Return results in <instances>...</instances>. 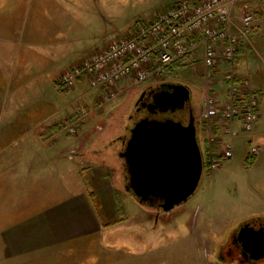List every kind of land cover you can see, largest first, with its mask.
<instances>
[{"label": "crops", "instance_id": "obj_1", "mask_svg": "<svg viewBox=\"0 0 264 264\" xmlns=\"http://www.w3.org/2000/svg\"><path fill=\"white\" fill-rule=\"evenodd\" d=\"M259 8L262 13L260 11L256 14L255 20V26L256 23L258 26L250 43L242 44L239 57L235 61V71L239 78L250 81L259 99L260 116L255 124L254 136L264 138V112L261 114V110L264 111V37L261 23L264 8ZM23 16L24 13L17 8L0 13V261L3 259L6 264H19L23 261L22 255L25 253L40 257L42 253H61L74 247L82 253H88L96 236L121 222L125 223L128 217L124 214L123 218L116 219L114 216L117 211L113 189L107 182L108 174L103 165L93 161L88 166L82 165L85 132L95 125H92L96 119L95 114L110 107L114 102L107 106L100 105L98 109L97 102L103 92L88 88L91 93L98 91L93 102L97 109L94 110L86 104L78 106L79 103L74 102V99L67 102L66 98L69 93H74L73 97L80 90L87 89L86 86L83 87V80L67 92L60 91L56 86L65 70L81 63L90 53L101 51L113 40L126 35H118L86 54L83 53L82 56L85 55L82 57L74 46L69 51L60 52L52 48L60 45V41H52L51 36L61 28L50 24L41 26L35 22L32 25H24ZM38 29L46 30V33L40 34ZM74 42L70 39L62 43L71 45ZM255 45L260 54L254 53ZM35 47H40L41 50L36 52L33 50ZM78 56L83 59L77 60L80 58ZM175 69H172L171 73ZM124 80L127 81V86L122 89L120 84ZM117 86L123 96L129 89L138 85L133 84L130 79H123ZM144 87L145 85L140 89ZM79 97L82 95L76 94L75 98ZM83 109H86L87 115L84 118ZM80 118H83V122L77 133H67V124ZM84 129L86 130L83 132ZM235 142L234 159H242L244 162L248 148L243 134L235 139ZM262 157L264 149L259 147L252 166L256 162L259 163ZM66 160L70 164H67ZM66 165L70 167L67 168ZM87 171L90 172L89 178L86 176ZM151 210L156 213L153 218L156 227L145 231L143 227L146 225L142 222L147 221L143 218L140 220L141 227H138L147 233L143 234L139 230L146 241L163 235L159 230L164 224L159 217H167L155 209ZM143 211V215H148L147 209L144 208ZM169 223L173 224L172 221L167 224ZM106 224L110 226L105 227ZM204 234L206 235L204 228H196L194 223H190L187 238L192 242L200 243ZM122 236L123 242L126 243L129 232H124ZM205 243L206 252L212 249L218 264H235L222 253H217L215 248L218 242L215 243L211 235H206ZM110 247L108 251L115 252L114 247ZM118 249L123 250V253L129 252L126 247ZM95 253L94 262L77 260L79 262L58 264H128L111 263L110 259L98 260L97 252Z\"/></svg>", "mask_w": 264, "mask_h": 264}, {"label": "rangeland", "instance_id": "obj_2", "mask_svg": "<svg viewBox=\"0 0 264 264\" xmlns=\"http://www.w3.org/2000/svg\"><path fill=\"white\" fill-rule=\"evenodd\" d=\"M178 1L180 0H0V13H5L12 9L16 10L17 8V10H21L24 13V25L29 23L32 25L35 22L41 26L50 24L61 28L51 36V40H59L60 45L52 46V48L60 52L61 50L69 51L74 46L81 53L80 56H82L83 53L86 54L89 50L98 47L100 44L107 43L118 35H131L135 32L138 25L152 20L158 13ZM188 1L195 2L198 0ZM247 2L252 12L255 14L260 13V0H247ZM261 23H263L262 32L264 37V16ZM256 26H258L257 23ZM38 30L40 34L46 33V30ZM70 39L75 42L71 45L62 43L64 40ZM248 42L250 43V39ZM252 45L254 48L253 43ZM16 47L17 45L15 44V52ZM26 47L31 48L27 45ZM19 48L20 46H18ZM33 50L38 52L41 48L35 47ZM256 52L260 54L257 46L254 53ZM202 60V51H199L197 56L191 57L186 62L185 67L176 68L165 79L189 86L195 96L203 99L206 96V82L203 75L205 69ZM225 71L226 65L222 63L213 79L214 84H216L214 89L219 99L223 98L225 91L222 81ZM162 79L161 77H156L153 81L147 82H159ZM82 82L83 87L86 86L87 89H82L76 93L79 96L82 95V97L76 99V94L72 97L74 93H66L68 94L67 102H72L74 99V102L79 103L78 106L86 104L88 107H93L94 110L100 109V103L104 95L102 94L98 100L96 108L93 102L96 98L95 96L98 95V91L88 92L90 90H88L87 81L83 80ZM148 83L129 89L110 107L96 113V119L92 123V125H95L88 129L83 136L82 165L85 166L87 164L88 166L92 163L91 161L98 165H103L108 174L106 176L107 182L113 189L112 195L118 215L115 213L114 216L116 219L119 217L123 218L125 214L128 216L126 217L127 221L106 229L103 233L96 236L88 253H82L81 250L78 251L74 246V248L61 253H42L40 257L38 255L33 256L32 253H25L22 255L23 261L21 259L20 261L22 262L19 264L75 263L79 262L77 260L94 262L96 260L95 251L97 252L98 260L105 261L110 259L111 263L218 264L216 255H214V252L212 253L213 250L210 249V251L206 252V235H211V239L215 243L218 242L215 248L217 253L226 255L224 253L230 247L234 249L233 238L244 224L253 221H262L264 223V157L253 166H247L242 159H232L223 161L221 167L213 171L206 167L195 193L189 200L176 206L168 213L161 212V214L167 215V217H159V219L162 218L164 224L159 230L160 234L163 235L146 241L145 236L141 232L147 234L145 232L146 229L150 230L156 227L153 221L156 213L151 210L152 206L139 204L126 191L127 181L125 179L124 162L119 156L124 145L118 139L122 135H125L124 138L127 137L129 126L130 128L132 127L128 118L133 114L135 103L141 91L140 88ZM126 84V80L121 82V88L124 89L127 86ZM69 97H72V99H69ZM263 112L261 110V114ZM85 116L87 115L85 114ZM253 143L264 149L263 136H254ZM86 159H89V161ZM66 162L70 164L68 160ZM66 166L67 168L70 167L69 165ZM89 173L87 171V178L90 177ZM255 181L256 183H254ZM144 208L147 209L148 215H143ZM137 216L140 217L138 218ZM141 218L147 221L142 222V224L146 225V227L143 225L145 231L142 228H138L142 225L140 224ZM168 220L172 221L173 224H167ZM187 222L189 226H187ZM190 223H194L196 228H204L206 230V235L202 236L200 243L192 242L191 239L187 238L189 236ZM176 226L178 231H176ZM124 232H129L126 243L123 242L122 234L124 235ZM182 239L186 241L183 242ZM108 247H114L115 252H109ZM122 247L128 248L129 252L123 253V250L118 249ZM109 253L112 254L109 255ZM227 259L235 264H264V258L258 261L240 262L236 255H232L227 256ZM1 263L6 264V261L2 259Z\"/></svg>", "mask_w": 264, "mask_h": 264}, {"label": "built area", "instance_id": "obj_3", "mask_svg": "<svg viewBox=\"0 0 264 264\" xmlns=\"http://www.w3.org/2000/svg\"><path fill=\"white\" fill-rule=\"evenodd\" d=\"M253 32L254 14L245 0H181L150 23L139 25L133 34L113 40L65 70L59 84L71 89L85 78L91 89H105L100 103L105 106L121 95L117 87L121 80L130 79L138 85L164 77L173 63L202 51L207 89L201 115L203 150L207 167L215 170L234 157V139L244 134L246 141L251 140L259 118V99L250 81L238 79L235 72L238 47L247 43ZM222 63L226 65L222 78L225 91L219 99L212 88ZM77 126L79 121L69 123L67 131L74 134ZM248 151L256 155L258 147L250 145Z\"/></svg>", "mask_w": 264, "mask_h": 264}, {"label": "water", "instance_id": "obj_4", "mask_svg": "<svg viewBox=\"0 0 264 264\" xmlns=\"http://www.w3.org/2000/svg\"><path fill=\"white\" fill-rule=\"evenodd\" d=\"M157 98L161 112L181 109L189 97L185 86L172 85ZM119 156L127 175V191L139 204L168 213L195 193L204 162L194 120L183 125L172 119L137 120L129 129ZM237 241L251 261L264 258V223L244 224Z\"/></svg>", "mask_w": 264, "mask_h": 264}, {"label": "flooded vegetation", "instance_id": "obj_5", "mask_svg": "<svg viewBox=\"0 0 264 264\" xmlns=\"http://www.w3.org/2000/svg\"><path fill=\"white\" fill-rule=\"evenodd\" d=\"M168 79H162L159 82H151L145 84V87L140 91L138 99L135 103V108L133 114L129 116L130 124H133L137 120L148 117L150 119L164 120V119H172L174 121H178L183 125H187L189 121L192 119L197 128L201 126L200 117L203 113V100L199 99V97L195 96L189 86L170 82ZM172 85H182L185 86L189 91V97L184 101V104L181 109H177L175 111H166L161 112L157 109L158 100L157 98L164 91H171L169 89ZM130 127V126H129ZM128 129V128H127ZM129 130V129H128ZM128 133V132H127ZM125 135L119 137V141L121 144L125 142ZM125 172V168H124ZM126 176V174H125ZM127 179V177H125ZM234 249L230 247L228 251H226V255H223L226 259L227 256L236 255L240 262L249 261V254L243 250V247L237 241V234L233 238Z\"/></svg>", "mask_w": 264, "mask_h": 264}, {"label": "trees", "instance_id": "obj_6", "mask_svg": "<svg viewBox=\"0 0 264 264\" xmlns=\"http://www.w3.org/2000/svg\"><path fill=\"white\" fill-rule=\"evenodd\" d=\"M255 19H256V14H255ZM242 46L243 45H240L238 47V51L236 52V57H235L236 59H237V57H239L238 56L239 50L241 49ZM188 59H189L188 57H183L180 60L176 61L175 63H173L172 67H170V69L168 71L170 72L173 68H179V67L183 68V67H185L186 66V62H187ZM56 86L62 92H67V91L70 90V88H67V87H64V86L61 87L58 84V82L56 83ZM243 100L244 101H243L242 105L245 103V97H243ZM254 161H255V156L247 155V157L245 159V163L247 164V166H251L254 163ZM108 226H110V224H107L105 227H108Z\"/></svg>", "mask_w": 264, "mask_h": 264}, {"label": "bare ground", "instance_id": "obj_7", "mask_svg": "<svg viewBox=\"0 0 264 264\" xmlns=\"http://www.w3.org/2000/svg\"><path fill=\"white\" fill-rule=\"evenodd\" d=\"M58 79V78H57ZM62 87V86H61Z\"/></svg>", "mask_w": 264, "mask_h": 264}]
</instances>
